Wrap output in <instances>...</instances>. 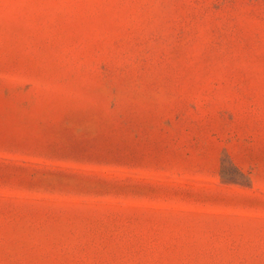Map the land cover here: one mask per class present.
<instances>
[{
	"label": "rangeland",
	"instance_id": "rangeland-1",
	"mask_svg": "<svg viewBox=\"0 0 264 264\" xmlns=\"http://www.w3.org/2000/svg\"><path fill=\"white\" fill-rule=\"evenodd\" d=\"M0 264H264V0H0Z\"/></svg>",
	"mask_w": 264,
	"mask_h": 264
}]
</instances>
